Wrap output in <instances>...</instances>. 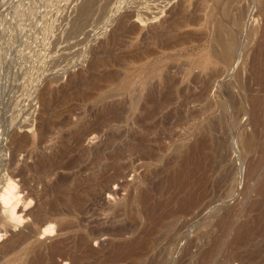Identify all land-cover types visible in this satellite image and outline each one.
I'll return each mask as SVG.
<instances>
[{"label": "rangeland", "instance_id": "obj_1", "mask_svg": "<svg viewBox=\"0 0 264 264\" xmlns=\"http://www.w3.org/2000/svg\"><path fill=\"white\" fill-rule=\"evenodd\" d=\"M83 6L89 11L81 16ZM119 21L122 26L117 31ZM218 38L227 47L232 40L236 43L228 62L218 59ZM92 63H98L93 70ZM78 76L90 77L96 87H71ZM167 91L171 103L157 111L145 105L146 94ZM84 93L86 98H81ZM104 107H122L121 122L83 139L80 167L57 169L50 179L67 176L70 184L91 172L111 175L107 165L117 149L123 143L134 145L131 140L142 134L144 126L150 128L145 135L148 141L160 134L162 149L153 161H138L135 154L124 151L118 162L120 176L110 184L111 195L101 192L95 205L87 207L82 225L106 228L109 209L117 210L137 189L154 188L159 203L157 183L165 177L171 180L175 170L191 163L193 181H182L180 189L191 188L196 197V235L203 240L195 263L205 260L206 251L214 247L210 264L228 259L240 264L237 259L243 257L249 258L245 264L264 262V0H0V178L24 167L33 170L36 156L55 153L77 128L92 125ZM148 113L151 117L143 120ZM176 113L181 115L179 123ZM254 115L261 127L250 121ZM45 122L52 123L46 133ZM111 133L118 139L105 148L101 166L80 172L95 163L93 154ZM248 135L255 147L246 157L242 139ZM250 166L251 180L246 178ZM31 172L26 175L27 188L41 201L47 200L41 194L42 184L31 182ZM19 179H14L19 202L13 200L6 207L0 202V218L5 217L4 209L11 212L14 207L13 215H8L18 220H7L9 232L1 233L0 264L11 258L3 244L31 223L26 213L35 206V201L24 206L28 190H23ZM256 181H262L260 192ZM167 188L178 193L177 188ZM187 218L163 229L164 241L182 223L187 225L182 233L191 237ZM239 227L256 233L239 240V245L235 240ZM38 239L48 242L44 236ZM105 241L101 237L91 246L97 249ZM185 244L180 236L175 257ZM57 263L66 264L59 259Z\"/></svg>", "mask_w": 264, "mask_h": 264}, {"label": "bare ground", "instance_id": "obj_2", "mask_svg": "<svg viewBox=\"0 0 264 264\" xmlns=\"http://www.w3.org/2000/svg\"><path fill=\"white\" fill-rule=\"evenodd\" d=\"M88 11V6H83L79 13L83 16ZM224 16L226 19H229V12L227 9H225ZM120 21L118 23L119 27L117 31L122 26ZM116 34L117 33H113L111 38L115 39ZM164 45L171 46L170 43H165ZM217 45L221 48L218 59L222 62L230 61L233 56V50L236 48L235 41L232 40L231 45L227 47L224 44V41L221 38H218ZM96 64L98 66V63H92L90 66H95ZM93 66L91 67L92 70ZM90 72L93 74L92 71ZM89 76L92 77L93 75L91 76L89 74ZM90 77L82 78L78 76L74 81H71L70 86L77 87L78 84H86L87 86H91L90 88H94L96 87V84H94L93 80L91 81ZM80 97L86 98L85 93L82 95L80 94ZM172 100L171 93L168 91L159 94L149 93L144 97L145 105H150L155 111L161 109L166 104L171 103ZM45 106L46 105H44V107ZM47 110L45 112H47ZM176 110L179 111L178 109ZM144 111L146 110L144 109ZM178 113H180V111ZM178 113L174 115L176 123H179L181 120V115ZM47 114H50V112ZM123 114L124 109L122 107H104L98 110L94 117V123L89 126L77 128L72 134V138L68 142L62 143L59 150L55 153L52 152L46 157L36 156L33 170L24 167L19 169L16 173L8 175L7 178H0V187H2L0 190V202L5 207L10 205V202L13 200H16V203L19 202L17 199L19 194H14V191L17 188L14 179L18 177L20 178L19 182L23 190H28L27 194L24 196V206L28 207L33 201H35L34 208L26 213V217L30 218L31 223L24 226V228L17 233L12 234L3 244L6 254L11 256L7 264H58V259L66 264L195 263L197 250L203 240L196 235L197 227L195 223V215L193 213V206L195 205L196 197L192 194L191 188H189L190 190L184 188L182 190L180 189L182 181L187 183L193 181L194 173L192 168L194 167L189 168L191 163L189 164V167L175 170L171 180L169 178L168 181L167 177H165L157 183L158 188H160V198L162 199L159 203H157L154 198V188L147 187L137 189L135 195L129 194L126 196L121 207L117 210L109 209L108 225L106 228H89L81 224V219L86 214L87 207L95 205L96 199L101 192H106L111 195L110 184H114L120 176L122 167L120 165L118 166V162L121 160L124 151L127 150L132 152L133 155L135 154L138 161H153L156 158V152H159L162 149L160 145L161 136L158 134V137L154 141H148L145 138V135L149 133L150 128L142 126V134L136 139L131 140V142H134V145L131 143H123L122 147L117 149L112 163H110L109 166L107 165V171L112 170L111 175L105 176L106 174L101 175L91 172L86 177H80L71 181L70 184H68L70 178L67 176H56L54 178L55 180L50 179V177L54 176V172L57 169L72 170L74 168H79L84 162V154L80 151V145L83 139L90 135H97L102 128H107L113 123H120L123 119ZM260 114H262V109ZM49 117L52 118V114ZM150 117L151 114L148 113L143 120H148ZM53 118L55 117L53 116ZM250 121L255 127L261 123L258 115L252 116ZM260 125L259 127H261ZM24 126L26 127L27 124ZM51 126V122H45L43 125V132L46 133V131H48L47 129ZM28 127L29 125L27 128ZM255 134L257 133L255 132ZM251 136L252 135H248L242 139L243 153L246 157L252 154L255 147V143L251 139ZM117 139L116 134H109L102 147L93 154L92 160H96L95 163L86 164L80 172H83V170L90 171L92 165L94 167L101 166V160L102 157H104L103 152L105 148L108 149L112 147ZM150 143L157 145V148L151 147L152 145L150 146ZM17 144L20 146L21 143L18 142ZM74 153H77V155ZM30 171H32L31 182L42 184L41 194L44 197H47V200L41 201V197L38 193L27 188L29 179L26 175ZM246 178L249 180L254 178V170L251 166L246 171ZM256 180H259V178ZM256 182L257 189L260 192L262 189V181ZM68 185L71 187L70 189H68ZM168 185L170 188H177L178 193H169V189L167 188ZM165 194H167V197ZM13 211L14 207H12L11 212L9 209L3 210L5 217L4 219L0 218V238L9 232V224L7 223V220H11V222L18 221L8 215H13ZM183 217H188L187 229H190L189 234H191V237H185L182 233V228L187 226L186 223H182L174 231L169 241H164L165 235H163L164 232L161 234V231L172 225H177L176 222ZM168 219L173 221L168 223ZM263 219L264 217H261V220ZM12 228H16V226H12ZM236 231L235 240L237 243L239 240L256 233L255 229H245L241 227ZM1 233L3 235H1ZM39 236H44L48 242L39 241ZM180 236H182V239L185 240L186 244L180 254L175 257V249L178 245V239ZM101 237L106 238L105 243L100 244L97 249H94L91 246V242L98 241ZM214 248H210L206 251V259H202L203 261L199 264H210L213 262L211 260V254L215 251ZM244 259H246V257L237 260H239L240 264H245ZM247 260H249V258L246 259V261ZM232 261L235 262L236 260L228 259L216 263L232 264Z\"/></svg>", "mask_w": 264, "mask_h": 264}]
</instances>
